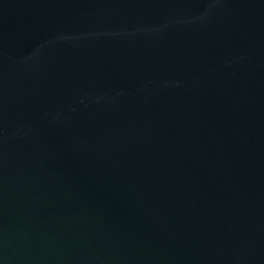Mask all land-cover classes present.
Wrapping results in <instances>:
<instances>
[{
  "label": "water",
  "instance_id": "water-1",
  "mask_svg": "<svg viewBox=\"0 0 264 264\" xmlns=\"http://www.w3.org/2000/svg\"><path fill=\"white\" fill-rule=\"evenodd\" d=\"M0 264H264V0H0Z\"/></svg>",
  "mask_w": 264,
  "mask_h": 264
}]
</instances>
